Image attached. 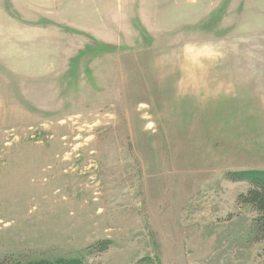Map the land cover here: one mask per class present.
<instances>
[{"label":"rangeland","instance_id":"1","mask_svg":"<svg viewBox=\"0 0 264 264\" xmlns=\"http://www.w3.org/2000/svg\"><path fill=\"white\" fill-rule=\"evenodd\" d=\"M244 169L264 0H0V261L264 264Z\"/></svg>","mask_w":264,"mask_h":264},{"label":"trees","instance_id":"2","mask_svg":"<svg viewBox=\"0 0 264 264\" xmlns=\"http://www.w3.org/2000/svg\"><path fill=\"white\" fill-rule=\"evenodd\" d=\"M226 176L231 181H246L250 183V189L242 195V200L249 204L256 212L254 219V231L256 241L264 240V169H244L229 171ZM107 244L108 241L103 242ZM0 264H80L78 258H60L56 261L37 259L29 261H0Z\"/></svg>","mask_w":264,"mask_h":264}]
</instances>
